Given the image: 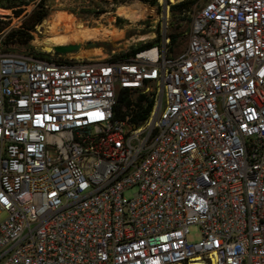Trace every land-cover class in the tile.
I'll use <instances>...</instances> for the list:
<instances>
[{
  "label": "built area",
  "instance_id": "built-area-1",
  "mask_svg": "<svg viewBox=\"0 0 264 264\" xmlns=\"http://www.w3.org/2000/svg\"><path fill=\"white\" fill-rule=\"evenodd\" d=\"M180 1L124 58L0 40V264H264V0H201L171 52Z\"/></svg>",
  "mask_w": 264,
  "mask_h": 264
},
{
  "label": "rangeland",
  "instance_id": "rangeland-1",
  "mask_svg": "<svg viewBox=\"0 0 264 264\" xmlns=\"http://www.w3.org/2000/svg\"><path fill=\"white\" fill-rule=\"evenodd\" d=\"M25 1H27V4L22 6L23 11L18 16L14 14L12 9H4L0 7V40L3 43L12 31L21 29L23 27L24 21L27 19L28 15L32 12L34 8H37L42 1L44 3L43 4L44 7L47 8V15L39 23H36V25L42 24V26H40V31L36 30V25H35L34 29L31 30L30 32L32 38L27 44H20L18 42L12 43L18 49H26V50L35 49L38 51H44L40 46L41 43L44 41L49 30L51 28L53 29L59 24L58 17L60 19L65 13H66L65 15L71 14L75 18L82 20L86 26L92 28L93 32L89 34L90 37L88 36L87 39L83 40L81 39L82 38L81 36L78 37L73 36L71 32H69L71 34H68L65 33L64 30H62V32L59 35L60 36L63 35L62 37L63 41L62 43L59 44L79 42L82 44V47L80 49H86L83 47V44H85L88 41H97V42H101L100 45L103 46L105 52V54L90 52L88 53L87 57H78V54H76L79 51L78 49L77 51L64 54L65 58H70L72 60L80 59V58L104 57V55L106 54L111 55L112 51H114V53L125 52L130 50L134 46H138L149 41L159 40V38L161 37L160 35L161 25L158 16L160 10L158 9L157 11L146 14L145 16L144 15L145 6L142 5V3L139 0H25ZM182 1H186V0H182ZM200 2L201 0H195V2L190 5V8L188 10H184L182 12L177 11V15L175 17L172 16L170 12L167 33L175 32V31L184 33L185 30L189 27L191 15L196 10V7H198ZM135 4L138 9L137 11L132 12L131 14L126 16H120L116 14L117 10L130 9L131 7L133 8ZM58 13L59 15L57 16ZM140 14L141 16L139 17ZM49 19L51 25L49 24ZM54 23H56L57 25ZM100 24L105 26L107 29H110L111 32L94 31L100 28L99 26ZM49 26H51V28H49ZM59 26H61L62 28L61 27L60 28L63 29V27H67L68 25L62 23L59 24ZM147 33H152L153 36L150 38L139 37L140 35H144ZM186 40L187 38L183 34L179 38L178 43L181 42L182 44L185 45ZM52 52L53 51H51L50 53ZM133 192L134 189H130L126 191L125 194L130 195ZM200 239H201V232L199 225L197 224L191 225L189 227L188 241L197 242Z\"/></svg>",
  "mask_w": 264,
  "mask_h": 264
},
{
  "label": "trees",
  "instance_id": "trees-1",
  "mask_svg": "<svg viewBox=\"0 0 264 264\" xmlns=\"http://www.w3.org/2000/svg\"><path fill=\"white\" fill-rule=\"evenodd\" d=\"M145 3V13L144 15L149 13H153L156 10V5L157 1L156 0H142ZM195 0H186L182 1L180 3H176L170 7V12L172 16L177 15V11L182 12L184 10H188L190 8V5L194 3ZM27 1L25 0H0V7L4 9H12L14 14L17 16L20 15L23 11V5H26ZM43 1L38 5L37 8H34L32 12L28 15L27 19L24 21V25L21 29L12 31L10 35L6 38L4 41V49L5 50H13V51H27L30 49H18L16 48L12 43L18 42L20 44H27L30 39L32 38L31 35V30L34 29V26L36 23H39L46 15H47V8L44 7ZM142 14V13H141ZM139 15V17L141 16ZM183 35V33L180 32H170L168 33V36L170 38V51L171 52H176L179 51L183 48L184 44L181 42L178 43L179 38ZM156 41V40H155ZM154 41H149L145 42L141 45L134 46L130 50L121 52V53H116L112 56V59H119V58H124L129 55H132L135 51L140 50L142 48L148 47L153 45ZM180 47V48H178ZM142 97H139V100H141ZM129 99H128V91L126 90H120L117 94V100H116V105L114 107L116 111V115L118 116L120 114V107L122 104H129ZM149 110V107L142 112L141 114L136 113L135 119L137 120L138 118H143L145 117V113Z\"/></svg>",
  "mask_w": 264,
  "mask_h": 264
},
{
  "label": "bare ground",
  "instance_id": "bare-ground-1",
  "mask_svg": "<svg viewBox=\"0 0 264 264\" xmlns=\"http://www.w3.org/2000/svg\"><path fill=\"white\" fill-rule=\"evenodd\" d=\"M139 1L142 3V5L145 6V3L142 0H139ZM156 1H157V5H158V2H160V1L162 2V0H156ZM170 1L171 2H175V0H170ZM131 6H133V5H131ZM131 8L130 9L117 10L116 11V14H118L120 16H126V15H129L132 12H135V11L138 10L136 4L133 6L132 9ZM65 14L63 16L61 15L62 17L60 19L58 17V22H59V24H62V23L67 24L68 25L67 26L68 28L67 27H63V29H61L62 28L61 27L62 25L59 26V24L57 25L56 23H54V24H56L57 26L54 27L53 29L51 28V26H49V28H51V29L49 30L47 36L45 37L44 41L40 45L41 48H42V50L47 51V52H51V51H53V46L54 45H58L59 43H62V41H63V39H62L63 35H61V36L59 35L62 32V30H64V32L65 33H68V34H71L72 33L73 36H77V37L78 36H81L82 37L81 39H83V40L84 39H87V37L89 36V34L91 32H93L92 28L86 26L82 20H80L78 18H75L71 14H69V15H65ZM58 15H59V13L57 14V16ZM53 21H55V20H53ZM49 24H50V19H49ZM63 26H64V24H63ZM99 26H100V28H98V29H96L94 31H102V32H108V31H110L111 32V30L110 29H107L105 26H103L101 24ZM95 27H97V26H95ZM109 27H110V25H109ZM69 32H71V33H69ZM92 35H93V33H92ZM67 36H70V35H67ZM152 36H153L152 33H147V34H144V35H140L139 37H141V38L149 37L150 38ZM93 39H95V38H93ZM90 52L105 54L104 48H103L102 45H99V46H96V47H92L91 49H79V51L76 54H78V57H87L88 53H90ZM189 264H204V263L202 261H200V260H197V259H191Z\"/></svg>",
  "mask_w": 264,
  "mask_h": 264
},
{
  "label": "water",
  "instance_id": "water-1",
  "mask_svg": "<svg viewBox=\"0 0 264 264\" xmlns=\"http://www.w3.org/2000/svg\"><path fill=\"white\" fill-rule=\"evenodd\" d=\"M101 42L97 41H88L85 44H83V47L88 49L91 47L99 46ZM82 47L81 43H65V44H58L53 46V51L58 54H65L69 52L77 51Z\"/></svg>",
  "mask_w": 264,
  "mask_h": 264
}]
</instances>
